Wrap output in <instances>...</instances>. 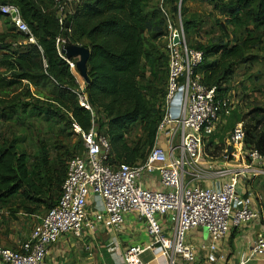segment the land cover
Segmentation results:
<instances>
[{"label":"trees","instance_id":"1","mask_svg":"<svg viewBox=\"0 0 264 264\" xmlns=\"http://www.w3.org/2000/svg\"><path fill=\"white\" fill-rule=\"evenodd\" d=\"M187 1L78 0L61 25L55 0H0L1 6L16 7L29 29L17 31L0 13L6 29L0 33V123L31 127L34 121L48 122L70 132L72 124L84 132L93 128L108 142L109 164L144 163L156 144L165 111L168 25L177 26L179 14L185 34L203 26L202 20L183 17ZM196 1L217 13L219 36L209 44L189 46L203 55L194 74L202 85L225 94L236 68L252 63L250 51L264 41V0ZM241 30L244 35H238ZM57 38L90 51L89 82L83 91L57 51ZM17 40L27 43L14 48ZM81 95L90 109L80 105ZM254 121L244 144L264 155V118ZM23 142L0 138V204L18 198L24 213L35 215L37 209L46 211L57 204L68 161L79 155V147L84 149L80 138L73 146L57 144L54 152L41 142L35 153L28 154ZM260 212L264 215V203Z\"/></svg>","mask_w":264,"mask_h":264},{"label":"built area","instance_id":"2","mask_svg":"<svg viewBox=\"0 0 264 264\" xmlns=\"http://www.w3.org/2000/svg\"><path fill=\"white\" fill-rule=\"evenodd\" d=\"M55 1L60 5L62 25L64 14L71 13L70 5L78 0H64L65 5L60 4L63 0ZM0 13L9 18L17 31L29 33L16 7L0 5ZM176 36L178 43L173 42ZM64 43L56 39L58 52ZM167 51L165 111L156 144L146 161L136 165L109 164L106 138L93 128L84 132L72 124L74 133L81 138L83 154L68 161L57 204L43 214L32 215L35 225L19 249L0 244V264H44L49 249L61 236L80 239L97 223L118 230L127 213L144 222L152 246H157L155 249L167 257V264L195 261V248L186 243L185 237L188 231L198 227L206 229L210 236L208 246L201 249L208 248L212 260L218 242L231 229L260 219L259 210L252 205L255 200L252 194H239V182L247 176H264V155L247 149L242 131L235 129L230 135L232 158L223 155L219 161L222 169L204 168L211 164L204 159L207 140L219 119L232 113L233 101L229 92L220 94L215 87L201 84L194 69L202 61V52L189 48L179 32L170 35ZM66 62L72 70L74 63ZM79 102L90 109L83 95L79 96ZM153 171L158 172L164 190L141 186L143 173ZM211 174L216 178L214 185H199ZM90 197L92 212L88 211ZM159 217L167 219L170 236L161 228ZM115 250L112 243L108 251L114 254ZM143 251L139 246H130L119 260L122 264H142ZM253 258L264 259V227L252 247L241 254L239 264Z\"/></svg>","mask_w":264,"mask_h":264},{"label":"rangeland","instance_id":"3","mask_svg":"<svg viewBox=\"0 0 264 264\" xmlns=\"http://www.w3.org/2000/svg\"><path fill=\"white\" fill-rule=\"evenodd\" d=\"M163 12L164 16L169 21V16L164 10ZM182 15L188 19L202 20L203 26L199 32L193 31L190 34H185L180 15L178 14L176 21L177 26L174 27L172 24L168 25L166 43H168L170 35L175 31L180 33V36L183 37L188 46L209 44L219 36V31L215 24V20L218 17L217 13L212 12V8L208 4H202L196 0H189L184 3ZM5 30V25L3 21L0 20V33L5 32ZM261 33L260 31L258 34ZM238 35H244L243 30L239 31ZM26 43L25 40H17L16 43L13 42V47L23 46ZM249 54L254 57V61L250 64H241L237 67L235 73L226 83L231 100L233 101V111L229 116H223L219 119L213 134L207 140L204 156L207 161L219 162L223 160V155L226 154L228 158H232L234 149L230 143L231 133L235 129H240L244 135L245 141V132L249 127L254 125V120L264 118V41L260 47L252 49ZM72 71L76 76L80 89L83 91L84 82L76 74L74 68ZM0 73H3V69L1 68ZM22 84L27 85L26 82ZM30 89L32 92H35L34 87L30 86ZM83 97H85V95H83ZM262 126L264 127V123ZM71 131L72 132L64 128L62 124L51 126V123L48 122L34 121L31 127H27L26 125L19 126L10 122L0 123V138H19L21 141H24L21 147L24 148L28 154L35 153L38 144L41 142H44L53 152L55 151L54 147L59 143L73 146L80 138L76 134H73V129ZM257 132H260V129H258ZM249 146L251 147V145ZM81 150V147H79L77 149V154L82 155L83 151L81 152ZM242 184L253 187L256 204L259 201L264 203L263 175L256 178L254 177V179L252 177L247 181H243ZM44 212L45 210L42 208L37 209L38 214H43ZM32 219V215L24 213L18 198H11L9 203L5 205L0 204V233L4 229L9 230L10 228H14L16 233L18 232L17 239H21L19 236L20 233L28 234L31 230Z\"/></svg>","mask_w":264,"mask_h":264},{"label":"crops","instance_id":"4","mask_svg":"<svg viewBox=\"0 0 264 264\" xmlns=\"http://www.w3.org/2000/svg\"><path fill=\"white\" fill-rule=\"evenodd\" d=\"M209 164L204 165V168L210 169L211 171L223 168L222 164L216 161ZM258 176L259 175L247 176L240 180L239 194H252L253 199H255L253 187L243 185L242 183L252 177L254 179V177L256 178ZM208 177L209 179L199 182V185H214V179H216L214 175ZM140 182L141 186L144 188L158 191L164 190L159 183L157 171L143 173ZM255 201L256 199L253 201L252 205L260 212V204L262 202L259 201L256 204ZM92 206L93 199L90 197L88 201L89 212H92ZM32 218L31 230L36 222L33 216ZM158 220L164 233L170 236L171 230L167 219L165 217H159ZM263 227L264 215L260 212L259 220L231 229L226 234V237L218 242L217 250L212 260L209 259L208 248L204 250L201 249V246H208L210 241L207 230L199 227L191 229L187 232L185 241L195 248L196 259L193 263L188 264H239L241 254L252 247L253 242ZM9 230L4 229L1 231L0 244L12 249L14 247L19 249L31 232L30 230L28 234L20 233L19 236L21 239H17L18 232L16 233L14 228H10ZM112 243L116 246L114 254L108 251V247H110ZM152 245L144 222L139 220L134 214L127 213L124 215L123 226L118 230L106 228L102 224L97 223L93 230L85 231L83 237L80 239H76L70 235L61 236L49 249L44 264H122L119 260V256L130 246H139L144 250L140 255L142 264H167V257L155 249L157 246ZM245 264H264V259H249Z\"/></svg>","mask_w":264,"mask_h":264},{"label":"water","instance_id":"5","mask_svg":"<svg viewBox=\"0 0 264 264\" xmlns=\"http://www.w3.org/2000/svg\"><path fill=\"white\" fill-rule=\"evenodd\" d=\"M174 43H178L179 39L176 36L173 39ZM60 55H63L66 60H76L74 64V69L79 78L87 84L89 82L87 62L89 59L90 51L84 46L73 44L66 41L59 50Z\"/></svg>","mask_w":264,"mask_h":264}]
</instances>
